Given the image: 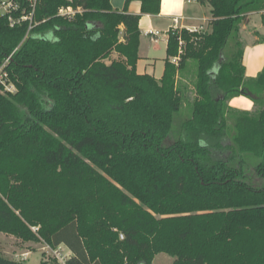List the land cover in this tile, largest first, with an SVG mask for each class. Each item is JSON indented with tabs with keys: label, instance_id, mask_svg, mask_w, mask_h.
<instances>
[{
	"label": "trees",
	"instance_id": "1",
	"mask_svg": "<svg viewBox=\"0 0 264 264\" xmlns=\"http://www.w3.org/2000/svg\"><path fill=\"white\" fill-rule=\"evenodd\" d=\"M130 1L39 0L27 37L0 17L18 89L0 93V231L64 244L68 264H264V68L246 77L240 40L264 0H200L211 30L171 29L160 79L137 72ZM240 95L256 110L228 104ZM0 264L29 263L0 249Z\"/></svg>",
	"mask_w": 264,
	"mask_h": 264
},
{
	"label": "crops",
	"instance_id": "2",
	"mask_svg": "<svg viewBox=\"0 0 264 264\" xmlns=\"http://www.w3.org/2000/svg\"><path fill=\"white\" fill-rule=\"evenodd\" d=\"M111 4L114 9L123 10L126 0H111ZM127 8L130 13L141 14L137 72L153 75L157 79L164 74L171 29L186 28L200 32L211 30V6L200 0H161L158 14L142 13L141 0L130 1ZM121 29V39L124 40L123 25ZM240 40L244 49L245 75L256 77L264 68V10L252 12L247 16V21L240 30ZM115 58H119L116 51L111 55V59ZM171 60L176 61L175 58ZM107 61L110 62V59ZM190 75L189 67L181 80L185 83L189 82ZM228 104L233 108L250 112L257 108L254 101L245 95L232 98Z\"/></svg>",
	"mask_w": 264,
	"mask_h": 264
},
{
	"label": "rangeland",
	"instance_id": "3",
	"mask_svg": "<svg viewBox=\"0 0 264 264\" xmlns=\"http://www.w3.org/2000/svg\"><path fill=\"white\" fill-rule=\"evenodd\" d=\"M193 70V68L191 67ZM188 77V95L185 101L187 103L192 102L195 97V92L191 80L193 79L192 73ZM191 86V88H190ZM0 249L5 256L11 259L25 261L29 264H40L41 261H46L47 264H61V257L68 259L72 256L70 249L62 244L57 248H52L45 242L23 241L15 235L8 234L0 231ZM59 256H58V255ZM175 257L168 253H158L152 264H173Z\"/></svg>",
	"mask_w": 264,
	"mask_h": 264
},
{
	"label": "built area",
	"instance_id": "4",
	"mask_svg": "<svg viewBox=\"0 0 264 264\" xmlns=\"http://www.w3.org/2000/svg\"><path fill=\"white\" fill-rule=\"evenodd\" d=\"M38 4L39 0H0V17L7 18L11 27H16L27 23V37L31 30L39 23V21L36 19V10ZM77 11H81V8L74 9L72 6H62L60 7L58 14L73 16ZM12 55L13 54L8 56L2 63H0V93L2 94H14L18 90L16 84L11 78V74L8 69ZM175 60H177V58H175ZM67 261L68 259L63 256L60 259L61 264H68Z\"/></svg>",
	"mask_w": 264,
	"mask_h": 264
}]
</instances>
